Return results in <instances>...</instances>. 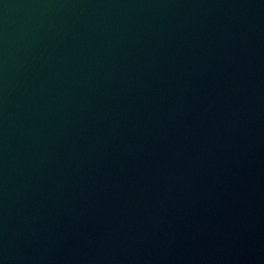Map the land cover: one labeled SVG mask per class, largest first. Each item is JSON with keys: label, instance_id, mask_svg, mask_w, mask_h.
I'll return each instance as SVG.
<instances>
[{"label": "water", "instance_id": "obj_1", "mask_svg": "<svg viewBox=\"0 0 264 264\" xmlns=\"http://www.w3.org/2000/svg\"><path fill=\"white\" fill-rule=\"evenodd\" d=\"M264 212V0H0V264H190Z\"/></svg>", "mask_w": 264, "mask_h": 264}]
</instances>
